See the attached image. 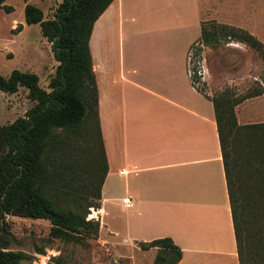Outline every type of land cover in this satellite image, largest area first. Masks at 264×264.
<instances>
[{"label":"crops","instance_id":"obj_1","mask_svg":"<svg viewBox=\"0 0 264 264\" xmlns=\"http://www.w3.org/2000/svg\"><path fill=\"white\" fill-rule=\"evenodd\" d=\"M129 5L113 0L94 22L88 41L107 161L92 217L99 221L98 235L107 232L142 260L156 249L142 250L139 242L170 237L182 252L177 264H239L212 94L200 91L188 71L201 23L217 14L201 9L193 24L180 17L138 30L129 16L135 10L145 17L150 8L145 2ZM15 24L18 36L28 26ZM233 26L252 31L245 24ZM113 32L118 56L106 65L99 48ZM136 35L145 39L135 42ZM125 197L128 205L122 203ZM120 213L123 237L107 221ZM129 264L138 262L132 257Z\"/></svg>","mask_w":264,"mask_h":264},{"label":"trees","instance_id":"obj_2","mask_svg":"<svg viewBox=\"0 0 264 264\" xmlns=\"http://www.w3.org/2000/svg\"><path fill=\"white\" fill-rule=\"evenodd\" d=\"M112 1L62 0L53 17L46 19L39 7L24 6L25 23L39 24L58 65L48 91L35 73H0V91L14 93L24 87L35 102L25 116L0 123V264L25 259L22 252L9 248L14 237L6 216L47 220L48 240L82 244L98 236L99 221L86 216L89 208L99 207L107 161L88 41L94 22ZM4 2L0 0V8L10 12ZM198 41L211 48L242 42L264 58L263 43L240 27L204 21ZM258 88L238 98L229 92L211 98L239 264H264V122L240 125L233 110L264 92L261 85ZM138 246L157 250L153 264H177L181 259V249L170 237ZM35 251L44 254L41 247Z\"/></svg>","mask_w":264,"mask_h":264},{"label":"rangeland","instance_id":"obj_3","mask_svg":"<svg viewBox=\"0 0 264 264\" xmlns=\"http://www.w3.org/2000/svg\"><path fill=\"white\" fill-rule=\"evenodd\" d=\"M25 1L39 7L46 19L53 17L62 0L5 1L7 5L13 6V10L6 13L0 9V73L6 76L14 69L35 73L39 85L48 91L49 81L58 65L51 42L42 37L39 24L28 25L22 34L16 35L20 28L15 23H24ZM128 2L129 7L132 3L145 2L150 8L144 13L145 17L143 11L135 10L129 16L133 22L129 21L138 30H142V26L156 24L159 20L167 24L178 21L180 17L193 24L199 10L210 8L218 16L212 21L227 20L232 26L245 24L247 29L252 30L247 31L264 45V0H125V5ZM152 9H155L153 14ZM125 25L123 19L124 31ZM167 34L171 36L172 33ZM144 39L143 35H136L133 41L141 42ZM200 43L194 44L189 52V68L194 71L191 80L200 91L209 89L211 98L219 96L221 92H229L232 98H238L247 91L259 89L258 85L264 88V58L256 50L242 42H222L215 48L206 47L203 43L200 46ZM99 49V57L106 65L108 61L116 60L118 36L114 32L113 37L112 34L106 36ZM198 69L202 76L195 74ZM34 103L24 87H19L14 93L0 91V123L8 124L17 117L25 116ZM233 110L240 125L264 122V92L241 101ZM93 209L89 208L87 219H94ZM123 218L120 213L113 221L107 219L109 226L121 237L124 235ZM5 221L10 235L14 237L9 248L25 255L20 264H129L132 257L138 264H150V258L153 260L157 251L142 260L138 251L131 252L122 247L121 241H115L107 232L80 244L63 242L58 238L48 240L50 224L45 219L6 216ZM36 247L43 248L44 254L36 253Z\"/></svg>","mask_w":264,"mask_h":264},{"label":"built area","instance_id":"obj_4","mask_svg":"<svg viewBox=\"0 0 264 264\" xmlns=\"http://www.w3.org/2000/svg\"><path fill=\"white\" fill-rule=\"evenodd\" d=\"M188 60H191V54H190V53H189ZM189 64H191V63H189ZM188 71H189V75H190V77L192 78V77H193V74H194V71H193V70L191 71L190 68H189ZM195 74H198L199 76H202V75H201V71H200L199 69L196 71ZM200 78H201V77H200ZM122 203L128 205V204H129V198H128V197L123 198V199H122Z\"/></svg>","mask_w":264,"mask_h":264}]
</instances>
